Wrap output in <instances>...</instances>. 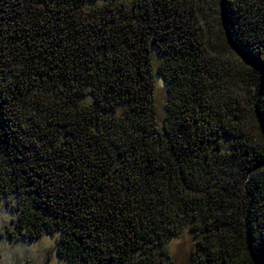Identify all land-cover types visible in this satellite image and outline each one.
Masks as SVG:
<instances>
[{
  "label": "trees",
  "instance_id": "1",
  "mask_svg": "<svg viewBox=\"0 0 264 264\" xmlns=\"http://www.w3.org/2000/svg\"><path fill=\"white\" fill-rule=\"evenodd\" d=\"M0 200L69 264H172L185 229L264 264V0H0Z\"/></svg>",
  "mask_w": 264,
  "mask_h": 264
},
{
  "label": "rangeland",
  "instance_id": "2",
  "mask_svg": "<svg viewBox=\"0 0 264 264\" xmlns=\"http://www.w3.org/2000/svg\"><path fill=\"white\" fill-rule=\"evenodd\" d=\"M150 62L155 119L161 126L165 117L167 92L162 78L157 74L161 55L154 47L150 52ZM15 204V201L8 204L0 200V264H69L57 254V234L55 236L42 234L32 240L18 233V229L15 228L18 214ZM167 249L172 264H193L191 253L195 250V240L186 229L168 241Z\"/></svg>",
  "mask_w": 264,
  "mask_h": 264
}]
</instances>
